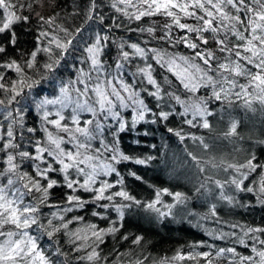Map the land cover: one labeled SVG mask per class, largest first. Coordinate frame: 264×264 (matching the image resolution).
I'll list each match as a JSON object with an SVG mask.
<instances>
[{"label": "trees", "instance_id": "1", "mask_svg": "<svg viewBox=\"0 0 264 264\" xmlns=\"http://www.w3.org/2000/svg\"><path fill=\"white\" fill-rule=\"evenodd\" d=\"M10 2L16 15L27 16L28 20L14 21L0 33V47L5 49L0 53V65L15 61L22 69L17 73L0 67V84L8 89L0 88V100L4 101L0 104V188L7 199L16 202L13 207H35L37 211L26 213L36 220L30 227L20 229L9 223L0 228V233L7 235L11 231L15 240L25 242L28 236L34 237L37 250L49 264H262L258 252L264 251V231L250 230L264 229V103L260 100L264 94L248 86L250 76L231 71L236 64L246 73L258 71L248 63L252 54L243 50L252 38L251 30L245 31V26L234 20H223L207 3L205 9L189 8L196 13L192 17L179 9L170 11L180 23L198 28L203 24L198 17L210 10L216 32L182 30L163 11L136 20L135 15L147 7L142 0H132L133 6L120 0ZM179 2L191 4L192 0ZM246 3L260 10L253 0ZM222 10L229 16L238 14L245 18L243 10L237 13L230 5H222ZM6 17L7 13L0 9V26L7 22ZM40 17L52 19L53 23H43ZM41 32L47 35L41 36ZM256 35L264 33L257 31ZM184 37L187 43H196L197 49L188 47ZM56 41L66 47L58 48ZM96 41L101 47L102 74L95 70L88 50ZM253 44L257 49L264 47L259 41ZM132 45L144 54L136 52ZM34 51L37 55L33 61ZM197 51L206 57L211 53V66L196 57ZM124 52L129 53L127 58ZM259 59L253 57L254 63H259ZM221 64L229 70L220 68ZM190 65L198 66L200 71ZM184 68H188L187 73L175 74ZM148 74L155 84L149 83ZM89 78H94L89 84L104 82L105 87L112 80L118 87V80L123 83L124 88L119 90L124 107L117 102L114 112L120 116L116 120L112 114L106 116L102 112L96 113L91 124L82 117L78 126L90 133L85 137L75 132L77 126H70L67 120L61 125L71 132L57 129L51 123L55 121L52 116L44 119L42 100L57 97L65 87L74 95L76 83ZM20 80L25 83L21 85ZM14 84L19 95L12 91ZM193 85L195 91L191 90ZM214 93H219V99ZM91 96L88 94V100ZM195 106L202 109V114H197ZM161 113H167L168 118L163 119ZM205 121L208 128L203 127ZM9 129L12 137L7 136ZM49 133L63 139L61 148L65 153L79 152L78 160L93 157L79 167L91 173L94 165L93 189L105 183L112 185L104 193L112 195V200H95L96 191L80 187L87 175L75 168L61 171L62 165L56 160L58 150L49 142ZM79 143L86 147L78 148ZM37 147L45 151L37 153ZM22 152L29 156H21ZM9 155L15 166L12 170ZM37 155L42 159H32ZM137 160L145 163H136ZM249 161L254 168L247 166ZM48 168L54 170L47 171V179L37 175L38 170ZM66 174L80 182L74 185L75 190L67 187ZM9 179L13 181L10 185ZM49 180L56 183L45 198L43 189ZM37 181L40 191L33 187ZM25 184L32 188L31 192ZM119 191L132 199L116 196ZM176 193L181 194L179 199ZM70 195L79 197L82 203H70ZM149 204L154 208H149ZM65 223L67 228L63 227ZM93 231L101 232L102 239L97 240ZM137 238L139 244L135 243ZM230 248L234 252L227 251ZM93 251L97 255L89 260ZM203 253H208L207 259ZM177 256L184 259H172ZM240 257L250 259L241 262ZM35 264H40L38 259Z\"/></svg>", "mask_w": 264, "mask_h": 264}, {"label": "snow or ice", "instance_id": "2", "mask_svg": "<svg viewBox=\"0 0 264 264\" xmlns=\"http://www.w3.org/2000/svg\"><path fill=\"white\" fill-rule=\"evenodd\" d=\"M121 3L127 4L128 6H133L132 5V0H120ZM142 3L146 4V9L144 11H140L138 15H135V19L139 20L141 19V17L145 16V15H155L160 13L161 11H163L167 16L169 17H173L175 19V23L179 26L180 29L182 30H187L188 32H199V31H207L209 29H211L212 32H216L218 31L217 27L213 26V20L215 19L214 14L212 11L210 10H205V15L204 16H200L198 17V20H202L203 24L198 27V28H194L191 27L189 25L186 24H182L180 23V20L175 18V14L170 11V9H179L181 12H183L186 16L192 17L195 16L196 13L194 12H190L188 9L189 8H199V9H205V4L207 3L208 5L211 6V8L216 9L217 12L220 13L221 17L223 20H234L237 23L244 25L245 26V31H248L249 29L251 30V32L253 33L252 38L250 40L247 41V47H245L243 50L245 52H249L252 54L251 57L248 58V63L249 64H253V66L258 69V71L256 73H252V72H244L242 66L240 64H236L234 68L231 69V71L235 74V75H246V76H250V80H249V87H255L258 88L260 90V92L262 94H264V47H261L260 49H257L256 46L253 44V41H259L261 45H264V35H256L257 31L264 33V23H260L261 21H264V0H253V3L259 5V9L257 10L256 8L250 7L247 3L246 0H217V2H213V0H192L191 4L188 3H180L179 0H142ZM230 5L232 6V8L236 9L237 13H239L240 11H244L245 12V18L241 19L240 15H235V16H229L228 14L224 13L222 10V5ZM30 7V5H29ZM15 8V6L10 2V0H0V9H3L5 13H7V17L6 20L7 22L3 23L2 26H0V33L5 32L6 30L9 29L10 25L14 22V21H19L21 19H23L24 21L28 20L27 16L24 17H20L16 15V12L13 10ZM251 14V15H249ZM206 17H209L210 19H205ZM41 21L43 23L46 24H52L53 20L52 19H47L45 20L44 17H40ZM234 27V25H233ZM149 32L152 31V29H148ZM41 36H46L47 33L45 32H41L40 34ZM240 39L244 40V36L240 35ZM185 42L187 43V37H184ZM202 42L204 44H207V40L206 39H202ZM12 43H15V33H12ZM99 43V41L97 42ZM219 43L223 44V41H219ZM56 46L58 48H65L66 44H61L59 41H56ZM187 46L192 48V49H197L198 45L196 43H187ZM132 47L136 50V52L140 53L141 55H143V50L138 48L136 45H132ZM89 52H93L95 49V47L93 48H89L88 49ZM221 50H224L223 48ZM5 51L4 47H0V53H3ZM44 51L48 52L50 51V49L45 48ZM32 59L33 61L35 60V57L37 55V52L34 51L32 52ZM129 55V53L124 52L123 56L125 58H127ZM196 57H198L199 59H201L204 64L206 65H210V60L212 58L211 53L208 54V56L206 57L205 55H203L201 52L197 51L195 53ZM237 56H240V52L237 51L236 53ZM259 56V63H254L253 61V57ZM97 61L95 60V58H93V64H96ZM185 63H187V61H185ZM172 64L179 68V65L175 64V61H172ZM29 68L32 67V63H28L27 65ZM0 67H6L8 69H12L15 70L17 73H21L22 69L19 66V64H17L15 61H13L10 64H6V65H0ZM46 67H51V65H46ZM189 67H196L197 71H200L199 67L196 65H190ZM220 68L224 69V70H229L227 65L221 64L219 66ZM171 70V69H170ZM188 72V68H184L182 70V72H177L175 74L177 75H182V73H187ZM0 79H3L2 76H0ZM211 78H209L210 80ZM148 81L149 83L155 84V81L152 79L151 75L148 74ZM18 83H20L21 85H23L25 83L24 80H20L18 81ZM185 87L188 88L189 85L185 84ZM242 88L244 86H241ZM0 88H4L5 91H7L8 89L5 88V86L3 84H0ZM86 90V89H85ZM192 91L196 90V85L192 86ZM12 91L15 92L16 95H19L20 92L16 90L15 88V84L13 85ZM95 91L97 92L98 96L100 97L99 103L101 106V109H104V104L105 102H107L109 105H111V100H108L106 95L100 91L99 87H97V89H95ZM62 92H66V89H62ZM114 94L117 96V98H120L119 93L115 92V89H113ZM217 97V99H219V93H214ZM155 95V94H153ZM177 100H179V98L177 97ZM260 100L262 103H264V95H262L260 97ZM57 101H46V103H56ZM4 101L0 100V104H3ZM140 103L142 104L143 101H140ZM78 107H83L81 105H78ZM196 108V112L197 114H202V109L199 106H195ZM88 111H93V109H86ZM187 111V109H186ZM47 116L48 114L45 113L44 114V119L47 120ZM161 116L163 119H167L168 118V114L167 113H161ZM141 119L143 118L142 114H141ZM64 119L63 116L60 117V120L57 121H51V123H53L57 129L64 131V132H71L73 130L69 129L66 125H61V121ZM72 123L76 124L77 127L74 129L75 132L80 133L82 135H84L85 137H88L90 135L89 130L87 128H82L79 127V120L78 118L73 115L72 117ZM87 124H91L92 121H86ZM188 123H191V121H188ZM203 127L204 128H208L209 124L207 121H205L203 123ZM121 128H123V125H121ZM235 124L232 126V132H235ZM28 131H33L32 129H28ZM171 131V130H170ZM177 135H179L177 133ZM7 136L8 137H12L13 133L12 131L9 129V131L7 132ZM73 139H75V137H72ZM181 139H183V137H181ZM48 140L50 143L54 144L56 149L58 150V152L56 153V160L59 164L62 165L61 171H64L65 173L67 172L68 169L71 168H75L79 173L81 174H85L87 175V179L83 182V184H80V182L78 180H74L69 178V176L66 174L64 179L67 181V187L70 189H74V185L75 184H80V187L84 188L87 191H96L98 194L94 197L95 200H103V199H107V200H112V195H108L105 196L104 193L105 191L112 187V185H109L107 183L103 184L102 187H100L99 189H93L92 184L94 183L95 180V174H96V168L94 165H92V172L91 173H85L83 168H80L79 165L80 164H84L86 161H91L93 159V157L91 156H85L83 160H78V157L81 155L79 152L75 153V155L69 151L67 153H65V150L61 148V143L63 142L62 138H56L54 137L51 133H49L48 135ZM78 148H83L86 147L85 144L83 143H79L77 145ZM37 153L42 154L45 149L41 148V147H37L36 149ZM21 156L24 157H28L29 153L27 152H22L20 153ZM49 155H53L52 152H49ZM62 157H66V159L68 161H71V163H66L65 159H63ZM124 160H127L128 157L127 156H123L122 157ZM32 159H36V160H40L42 159L41 155H37L35 157H32ZM112 160H115L117 162H119L117 160L116 156H112ZM13 161V157L11 155L8 156V164L10 166V170H12L15 166L12 163ZM136 163H140L143 164L145 163L143 160H137ZM248 167L254 168L255 166L251 164V161H249ZM103 167L107 168L109 171H115L114 168H112L110 165H104ZM229 167H235L234 165H229ZM241 167H244V165H241ZM54 169L52 168H48L46 171H37V175L42 176L44 179H47V171H53ZM107 174V173H106ZM137 179H139V177H137ZM7 183L10 185L13 183V181L11 179H9L7 181ZM30 183H32L30 181ZM56 181L54 180H49L47 187L43 189L44 192V196L45 198L47 197V192L48 189H51L54 185H55ZM232 183L236 184L237 187L239 188L240 185L237 183V181L233 180ZM25 188H28V191L31 192L32 188L28 187V184L24 185ZM33 187L37 190L40 191L41 190V186L39 184V182H34L33 183ZM241 190L243 191L244 189L241 188ZM247 191L251 192L252 189L248 188ZM261 191L264 192V186H262ZM116 196H120L125 200H131L132 197H130L128 195V193L124 192V191H119L115 193ZM159 192H157V203H159ZM180 193H176L175 197L177 199H179L180 197ZM21 196H23V193H21ZM68 201L71 203L73 201H76L77 203H82V201H80L79 197H74V196H68ZM230 199V198H229ZM16 202L13 200H9L6 198V195L4 194V190L3 188H0V228H2L4 225L6 224H12L14 225L16 228H20V229H26L28 227H30L32 224L36 223L35 218L31 217V216H27L26 213H34L37 211V209L35 207H26L23 209H20L19 207H13V205ZM149 208H154L153 204H149L148 205ZM71 209H69L70 211ZM117 211H119V209H117ZM157 212H159V209H156ZM214 214V213H213ZM93 215H97V213H93ZM123 214L121 213V216ZM160 215H164V213H160ZM77 219H81V218H77ZM67 223H65L63 225V227L67 228ZM92 229H95L96 226L95 225H91L90 226ZM102 231V230H101ZM109 232L114 231V229H108ZM250 231H264V229H254V230H250ZM3 233H0V235H2ZM93 236L97 239V240H101V232L99 231H93ZM8 237L11 238L14 234L13 232L9 231L7 233ZM24 236H27L28 234L26 232H23ZM49 236L52 235L51 232L48 233ZM126 239V237H125ZM135 243L139 244L140 243V238H137L135 240ZM255 250V249H254ZM223 251V250H222ZM227 251L229 252H234V249H228ZM97 253H95V251H93V253L91 255H89L88 259L91 260L93 259L94 256H96ZM204 256L205 259H207L208 253H203L201 254ZM258 255L261 257V262L262 264H264V251H260L258 252ZM192 259H194L195 257H190ZM39 260L40 264H49L48 260L46 259V257L43 255L42 252L37 250V244H36V239L32 236H28L27 242H25L23 239L20 240H7L5 242V244L0 245V264H35L36 260ZM172 259H184L183 256H177V257H173ZM250 259V257H240L241 262H243L244 260H248ZM208 264H211V261H208Z\"/></svg>", "mask_w": 264, "mask_h": 264}, {"label": "rangeland", "instance_id": "3", "mask_svg": "<svg viewBox=\"0 0 264 264\" xmlns=\"http://www.w3.org/2000/svg\"><path fill=\"white\" fill-rule=\"evenodd\" d=\"M95 49L93 52H91L92 57V64H93V58L97 61L94 65L95 70L100 74L103 70L100 65V56H101V47L97 43V41L94 44ZM102 74V73H101ZM183 75V74H182ZM186 76V74H185ZM94 79V78H93ZM92 78L89 79H83L78 84L76 83V86L74 87V95L71 93V91H68V87L62 88L66 89V92H62V89L59 91L58 96L54 98H48L41 101V108L43 115L45 113L48 114L47 117L52 116V118L57 121L60 120V117L63 116L64 120H67L66 123L70 124V126H77L76 124L72 123V117L75 115L79 122L81 123L82 117H86V121L94 120L96 119L95 115L97 112H102L104 115L108 116L112 114L114 120L117 119V116H120L119 112H114V108L117 105V102L120 104V107H124V101L122 94L120 93L121 90H119V87L124 88V85L119 80L118 86L115 85V83L110 81L109 87H105L104 82H99L95 85L89 84L92 80ZM97 80V77H95ZM99 87L100 91L103 92L108 100H111V105H109L107 102L104 104V109H101L99 100L100 97L98 96L95 89ZM86 89V90H85ZM113 89H115V92L119 93L120 98H117V96L114 94ZM92 93L91 99L88 100V94ZM114 96V102L112 100V97ZM46 101H57L56 103H46ZM78 105H81L83 107H78ZM93 109V111H88L86 109ZM61 121V122H62ZM79 123V124H80ZM1 138V137H0ZM100 167V166H99ZM13 240L15 241V238L11 237L9 238L8 235H0V245L5 244L7 240ZM22 264V262H21Z\"/></svg>", "mask_w": 264, "mask_h": 264}]
</instances>
